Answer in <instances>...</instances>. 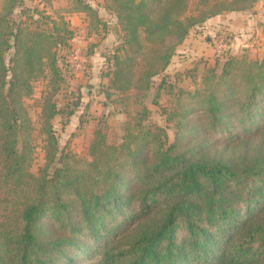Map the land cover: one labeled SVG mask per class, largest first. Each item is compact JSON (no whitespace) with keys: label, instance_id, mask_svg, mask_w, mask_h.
<instances>
[{"label":"trees","instance_id":"trees-1","mask_svg":"<svg viewBox=\"0 0 264 264\" xmlns=\"http://www.w3.org/2000/svg\"><path fill=\"white\" fill-rule=\"evenodd\" d=\"M1 1L0 264H264V57L230 56L205 72L203 87L179 88L164 108L175 142L145 122L153 78L190 30L254 0H106L122 31L110 85L139 108L122 142L95 132L90 159L61 149L51 122L62 79L56 48L71 30L64 20L24 26L11 18L32 11L23 0ZM46 70L36 173L25 98ZM182 135L192 144L180 148Z\"/></svg>","mask_w":264,"mask_h":264},{"label":"rangeland","instance_id":"rangeland-1","mask_svg":"<svg viewBox=\"0 0 264 264\" xmlns=\"http://www.w3.org/2000/svg\"><path fill=\"white\" fill-rule=\"evenodd\" d=\"M79 1L23 0V8L32 11L22 12L17 8L11 18L15 22L23 20V25L30 28L41 22L49 29L53 28L54 22L64 20L71 30L68 44L56 48L62 79L53 96L59 113L51 122L61 149L79 158L90 159L89 145L95 132L101 129L109 143L122 142L126 122L139 105L110 85L113 53L122 42L116 15L106 7V0H82L92 6L95 15L84 11ZM221 39L228 42L230 48L217 55L216 43ZM12 52L11 49L6 56L8 63ZM76 52L78 58L73 59ZM230 56L246 60L264 57V0H254L252 7L245 10L225 11L212 16L190 30L167 68L153 78V87L145 98L150 109L145 122L164 127L169 141L175 142L180 133L175 123L167 120L164 108L177 104L179 88L194 91L203 87L205 72L212 67L220 69ZM50 77L51 72L46 70L33 81V93L25 98L34 127L32 170L36 173L45 161L41 106L43 96L51 88ZM257 138L251 142L255 143ZM179 144L180 148L191 145V135H182ZM239 147L236 151L240 150Z\"/></svg>","mask_w":264,"mask_h":264},{"label":"built area","instance_id":"built-area-1","mask_svg":"<svg viewBox=\"0 0 264 264\" xmlns=\"http://www.w3.org/2000/svg\"><path fill=\"white\" fill-rule=\"evenodd\" d=\"M216 54L217 55H222L224 54L226 51L229 50L230 48V44L224 40H219L217 43H216ZM73 59H77L78 58V53H73L72 55ZM81 64H77V66L79 67Z\"/></svg>","mask_w":264,"mask_h":264}]
</instances>
